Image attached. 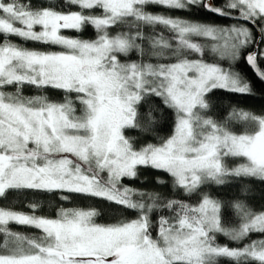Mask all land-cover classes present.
Returning a JSON list of instances; mask_svg holds the SVG:
<instances>
[{"label": "snow or ice", "instance_id": "1", "mask_svg": "<svg viewBox=\"0 0 264 264\" xmlns=\"http://www.w3.org/2000/svg\"><path fill=\"white\" fill-rule=\"evenodd\" d=\"M65 3L80 11L33 8L31 0H0V35L6 37L0 42V198L8 191L60 190L103 197L134 210L137 218L98 224L95 210L60 208L55 218H48L34 214L36 203L29 205L33 214L0 208V264H218L219 258L264 264V239L241 247L217 242V234L238 243L252 233L264 234V211L236 201L233 208L240 223L227 228L221 222L222 203L207 194L192 204L121 183L137 177L138 166L162 170L174 187L190 196L204 185H223L230 178L264 183V115L233 109L229 120L245 124V131L237 134L228 121L203 114L209 108L205 96L213 89L251 92L232 67L242 54L264 81V51L246 52L255 42L247 25L264 33V0H225L223 6L213 0ZM148 5L202 9L222 18L235 13L240 22L221 26L181 19L146 11ZM86 26L94 28L95 39L62 34ZM144 26H162L172 36H146ZM113 28L120 30L112 35ZM11 36L61 50L23 47L7 39ZM209 51L218 57L216 62L189 59L192 53L203 57ZM133 52L141 59L130 60ZM146 55L157 62L142 59ZM165 58L174 62H161ZM220 61H227L228 67ZM26 85L41 93L60 90L63 102L47 94L26 96ZM8 86L15 90L6 91ZM151 96L173 109L175 128L162 143L137 149L123 130L140 126L138 108ZM233 158L243 162L230 167ZM157 210L172 214L160 215L154 225ZM11 223L39 229L43 235L15 232Z\"/></svg>", "mask_w": 264, "mask_h": 264}, {"label": "trees", "instance_id": "2", "mask_svg": "<svg viewBox=\"0 0 264 264\" xmlns=\"http://www.w3.org/2000/svg\"><path fill=\"white\" fill-rule=\"evenodd\" d=\"M23 3H28L29 0H22ZM217 6H223L225 0H213ZM33 8L41 6L55 7L58 11L71 12L80 11L78 6L68 5L65 0H31ZM146 11L154 14L168 15L178 17L181 19H191L200 22L214 23L217 25L225 26L233 23H239L229 19H218L213 15L204 12L202 9L195 8L189 11L171 10L163 6L148 5ZM97 14L99 12L97 11ZM235 14V13H234ZM253 32L254 43L250 45L246 52L254 50L257 41L256 31L247 25ZM120 29L113 28L110 34L115 35ZM126 30V29H125ZM145 35L163 34L171 38L172 34L164 29L162 26H144ZM62 34L72 38L80 39H95L96 32L93 27L86 26L82 31L75 30H62ZM6 39L5 36L0 35V42ZM11 42L27 48H35L41 51H60L59 46H47L31 41H23L19 37H7ZM200 42L207 44L208 42L203 38H197ZM264 48V43H261L260 51ZM130 60L141 59L137 53L129 54ZM142 59L156 63L155 57L144 56ZM189 59H204L208 63H213L218 60V57L211 55L210 51L203 57L199 53H192ZM161 62H174V58H165ZM223 67H228L227 61H220ZM258 64L260 60L258 58ZM233 70L239 72L250 84V93H234L223 89H213L205 96L209 104V108L203 114L210 116L213 119L224 122L228 121V126L233 132L240 134L245 131V124L237 120H229V114L235 110H244L252 112L256 115H264V83L259 81L252 71L245 63L244 55L239 61L232 66ZM264 68V64H261ZM6 91H14V86H8ZM23 94L26 96L47 94L50 99L57 102H63L64 93L60 90L48 89L46 93H41L40 90L33 86H25ZM74 98V95H73ZM77 114L80 113V105L77 102ZM149 111L151 116L148 115ZM175 113L173 109L166 107L159 97L151 96L143 101L138 108V123L139 127H130L123 130L124 135L130 138L134 147L139 149L147 144H160L169 138L175 128ZM242 158H233L228 160L230 167H234L242 163ZM163 181V183H158ZM124 186L137 189L143 192H155L160 195L162 199H177L183 200L187 203H198L204 194L211 196L213 199L219 200L222 203L221 209V222L224 227L236 228L239 226L240 218L236 215L233 204L236 201H242L247 207L255 212L264 211V183L253 178H230L223 185L207 184L204 185L200 192L193 195L186 194L182 189L176 188L172 184V178L162 170L152 169L150 167L138 166V174L135 178H123L121 182ZM67 196L68 199L63 197ZM36 203L34 214L48 218H55L56 213L60 208L68 209H82V210H95L98 215L94 217L98 224H115L120 222H127L137 218V213L134 210L125 208L122 205H117L114 202L108 201L103 197H92L85 194L66 193L63 191L44 192L38 190H20L8 191L6 196L0 198V208H10L15 211H20L28 214H33L30 204ZM172 213L164 210H157L152 216L153 224H157L159 216H170ZM9 227L15 231L23 233L27 236H42L43 233L39 229L30 226H20L11 223ZM156 235V229L153 228V236ZM264 239V234L252 233L249 238L242 242L231 241L223 234H217V242L221 245L229 247H241L243 243H248L249 240ZM3 237L0 236V241ZM218 264H233L228 258H219Z\"/></svg>", "mask_w": 264, "mask_h": 264}, {"label": "water", "instance_id": "3", "mask_svg": "<svg viewBox=\"0 0 264 264\" xmlns=\"http://www.w3.org/2000/svg\"><path fill=\"white\" fill-rule=\"evenodd\" d=\"M211 15H212V14H211ZM213 16L216 17V18H218V19H229V20H232V21L240 22L239 20H237V19L234 18V17H235V14H233V18H222V17H219V16H217V15H213ZM248 25L251 26V27L256 31L257 36H258L257 41H256V45H255V47H254V50L260 49L261 41H262V33L260 32L259 27H257V26H253L251 23H249ZM254 50H253V51H254ZM245 63H246V65H247V67L252 71V73L254 74V76H255L259 81H261L262 83H264V81H262L261 79H259V78L255 75L253 69L247 64L246 59H245Z\"/></svg>", "mask_w": 264, "mask_h": 264}, {"label": "rangeland", "instance_id": "4", "mask_svg": "<svg viewBox=\"0 0 264 264\" xmlns=\"http://www.w3.org/2000/svg\"><path fill=\"white\" fill-rule=\"evenodd\" d=\"M37 30H39L38 28H37ZM262 40H264V33H262ZM208 42V41H207ZM262 51H264V48H263V50ZM211 53V52H210ZM211 55H213L212 53H211ZM233 65H235V64H233ZM104 176H105V178H106V174H104Z\"/></svg>", "mask_w": 264, "mask_h": 264}]
</instances>
